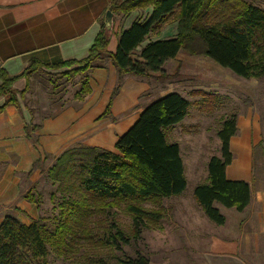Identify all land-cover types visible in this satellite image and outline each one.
Returning <instances> with one entry per match:
<instances>
[{"label": "trees", "instance_id": "trees-1", "mask_svg": "<svg viewBox=\"0 0 264 264\" xmlns=\"http://www.w3.org/2000/svg\"><path fill=\"white\" fill-rule=\"evenodd\" d=\"M148 8L151 10L145 19L135 20L121 31L115 51L109 50L112 30L103 23L86 58L49 65L33 60L23 76L29 77L44 68L58 70L79 65L70 71L54 73L66 77L111 59L118 70L113 97L122 87L126 74L147 77L163 73L164 64L186 49L211 58L238 76L264 78V9L261 7L246 0H114L110 10L114 14L128 15ZM171 17L177 22V34L145 43ZM0 77V96H6L5 105L17 104L18 92L13 83L18 77H10L4 71ZM90 92L86 77L77 96L83 97ZM190 105V100L181 93L169 92L142 109L137 121L119 137L115 150L79 143L55 157L47 170L48 178L58 183L62 192H74L84 201H63L61 219L51 230L41 219L25 223L17 216L7 215L0 224V264H48L51 249L65 254L73 250L71 245L78 237L90 238L91 218L98 207L86 202L89 197L108 202L98 209L127 204L126 210L133 217L135 238L140 236L146 219L159 221V210L147 209L144 204L180 195L187 187L180 144L168 140L165 128L181 123ZM110 106L103 116L111 114ZM37 127L30 125L33 130ZM237 132L238 119L233 113L223 120L217 132L221 154L210 158L207 181L194 189L195 198L205 214L218 225L225 224L226 217L216 203L241 212L252 199L249 182L231 180L227 176V168L234 159L231 140ZM47 157L39 158L30 174L36 168L42 169ZM24 198L37 202L33 188ZM111 226L116 232L114 235L112 228L106 229V233H110L108 243L116 245L120 240L129 243L130 238L114 222ZM88 264L110 263L97 258ZM119 264H151V261L145 254L137 253Z\"/></svg>", "mask_w": 264, "mask_h": 264}, {"label": "crops", "instance_id": "crops-1", "mask_svg": "<svg viewBox=\"0 0 264 264\" xmlns=\"http://www.w3.org/2000/svg\"><path fill=\"white\" fill-rule=\"evenodd\" d=\"M113 1L0 0V73L4 71L10 77H18L13 83L14 90L18 92V103L5 105L6 96H0V224L7 215H14L22 220L21 214L24 212L34 217L32 213L36 211V204L24 198V194L41 175V168L34 169L30 174L39 158H55L65 149L79 143L115 150L119 137L137 121L145 107L144 105L141 109H136L141 95L148 91V83L145 78L136 75L126 74L119 92L112 97L118 80V70L111 59L98 63L87 71L91 92L77 106L56 105L58 102L53 100L51 104L44 105V109L48 108L49 111L41 117L40 112L43 109L35 106L38 102L34 97L27 98L30 92L34 94L42 80L48 84L50 76L58 72L44 68L29 77L23 76L33 60L49 65L86 58ZM150 10L151 8L138 10L128 15L114 14L112 25L117 26L124 22L126 29L135 20L145 19ZM122 30H112L110 51L116 50ZM164 33L162 31L152 40L165 38ZM149 40L151 39H147L145 43ZM45 76L48 79L45 80ZM1 83L0 77V85ZM44 88L48 95L47 85ZM24 90L27 91L22 96L21 92ZM167 93L169 92L155 99ZM110 104L111 114L103 116ZM32 124L38 127L33 130L30 128ZM227 176L231 180H245L250 183L246 176ZM182 197L180 194L176 202L182 208L188 209L187 205L183 207ZM194 199L199 209L196 211L198 216L190 210L185 215H189L187 219L190 222L193 218L190 228L194 240L201 238L199 235L205 238L202 243L206 247L198 250L203 252L202 264H249L242 254L236 253L238 246L233 235L236 232L246 236L252 233L249 227L255 224L249 222V209L255 203L253 193L250 204L241 212L216 203L226 217L223 225L212 222L196 198ZM256 204L261 209L257 210V223L263 224L264 198L256 200ZM232 211L239 215L235 224L237 231L233 230L230 221ZM223 228L225 233L221 230ZM258 228L263 234L264 225ZM209 235L211 236L208 237ZM241 241L249 243L247 237L246 242L243 239ZM242 249L248 247H239V250Z\"/></svg>", "mask_w": 264, "mask_h": 264}, {"label": "rangeland", "instance_id": "rangeland-1", "mask_svg": "<svg viewBox=\"0 0 264 264\" xmlns=\"http://www.w3.org/2000/svg\"><path fill=\"white\" fill-rule=\"evenodd\" d=\"M246 1L264 9V0ZM143 15L144 12L141 16ZM175 22V18L171 17L161 29L152 33L149 39L152 40L162 31L165 32L163 37H173L177 32V22ZM124 27V22H121L117 26L112 25V30L118 32ZM78 66L64 67L56 71H70ZM163 70V73L142 77L148 83V91L141 95L136 109L147 106L149 101L165 92L176 91L190 100L187 117L181 123L165 128L168 140L178 142L181 147L187 178V187L182 193L184 201L182 205L183 207L187 205L188 209L182 208L176 202L179 195L161 199L155 204L145 203L144 207L147 209L159 210L161 219L157 222L146 219L140 236L135 238L133 217L126 210L127 204L119 203L109 208L98 209L99 206H107L108 202L92 200L89 197L86 202L92 207H98L95 209L98 212H95L91 218L90 238L78 237V241L71 245L73 250L65 254H58L51 249L47 258L48 264H88L97 258H103L110 264H119L124 258L134 257L137 253L145 254L151 264H202L203 252L198 250L206 247L202 243L205 238L199 235L198 237L201 238L194 240L190 228L193 218L190 222L187 219L189 215H185V212L190 210L195 214L199 210L194 199V189L197 184L207 181L210 158L221 154V141L217 132L223 120L233 113L237 115L238 132L231 140L234 159L227 168V175L246 176L250 180L255 200L249 209V222L255 224L249 227L252 233L246 236L236 232L233 235L238 246L236 253L242 254L249 264H264V233H260L258 228L264 225V220L263 224L257 223L256 218L257 210L261 211L257 208L256 200L264 198V78L238 76L211 58L199 53H190L186 49H182L176 58L167 61ZM87 71L66 77L52 74L48 84L42 80L43 84L38 85L34 94L30 92L27 98L34 97L38 102L35 106L43 109L40 112L41 117L49 111L48 108L44 109V105L51 104L53 100L58 102L56 105L77 106L78 102L87 95L77 96V92L82 88V82L88 76ZM44 79L48 77L45 76ZM44 85H47L48 95L43 90ZM54 162L53 156L47 157L43 162L40 177L33 184L32 188L37 200L36 211L32 213L34 217L24 212L21 214L22 221L31 223L41 219L50 230L54 229L61 219L63 201H74V199L84 201L74 192H62L58 188V183L48 178L47 170ZM232 212L233 215L229 219L235 230L239 215L236 211ZM113 222L130 238L129 243L121 240L116 245L108 243L110 233H106V229L110 231L112 228L114 235L116 232L111 226ZM221 230L225 233L224 228ZM246 237L248 244L241 241L243 239L246 242ZM242 246L248 249L239 250Z\"/></svg>", "mask_w": 264, "mask_h": 264}, {"label": "water", "instance_id": "water-1", "mask_svg": "<svg viewBox=\"0 0 264 264\" xmlns=\"http://www.w3.org/2000/svg\"><path fill=\"white\" fill-rule=\"evenodd\" d=\"M113 17H114V13L111 10H108L106 12V16H105V25L107 26L108 29H112V23H113Z\"/></svg>", "mask_w": 264, "mask_h": 264}]
</instances>
